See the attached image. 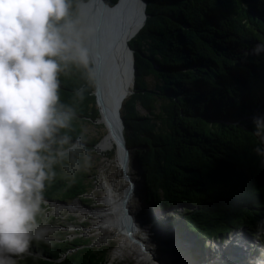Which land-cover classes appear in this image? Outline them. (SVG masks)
<instances>
[{
  "label": "trees",
  "instance_id": "16d2710c",
  "mask_svg": "<svg viewBox=\"0 0 264 264\" xmlns=\"http://www.w3.org/2000/svg\"><path fill=\"white\" fill-rule=\"evenodd\" d=\"M146 13L129 41L135 83L121 108L144 200L171 210L169 225L197 249L240 227L257 237L264 230V156L255 149L264 147V138L255 134L253 117L264 116V52L253 49L264 42V0H146ZM60 79L61 102L77 109L75 139L84 123L101 119L96 87L88 89L75 67ZM80 87L86 88L82 102L74 98ZM56 171L45 201L90 194L85 169L75 179L64 178L59 166ZM263 243L242 261L220 264H264ZM109 250L82 236L63 238L33 242L21 261L114 264Z\"/></svg>",
  "mask_w": 264,
  "mask_h": 264
},
{
  "label": "clouds",
  "instance_id": "9594fccd",
  "mask_svg": "<svg viewBox=\"0 0 264 264\" xmlns=\"http://www.w3.org/2000/svg\"><path fill=\"white\" fill-rule=\"evenodd\" d=\"M90 2L0 0V264L20 262L33 242L50 243L40 217L56 167L75 179L91 165L86 135L70 134L77 109L60 96L61 74L72 67L88 89L99 83ZM253 52H264V42ZM85 91L75 89V100L82 102ZM253 123L264 138V116ZM255 151L264 156V147Z\"/></svg>",
  "mask_w": 264,
  "mask_h": 264
},
{
  "label": "rangeland",
  "instance_id": "374dc122",
  "mask_svg": "<svg viewBox=\"0 0 264 264\" xmlns=\"http://www.w3.org/2000/svg\"><path fill=\"white\" fill-rule=\"evenodd\" d=\"M134 4L132 10L134 12L131 11L132 16H135L139 23L142 19V2L141 0H135ZM116 7L117 6L111 10L114 11ZM138 25L139 24H137L136 29ZM121 26L122 23H118L117 29H120ZM119 32L118 30V33ZM109 91L110 89L108 88L101 92V101L104 103L103 107L106 108L109 118L114 125L115 103ZM97 106L100 108L98 103ZM120 110L121 108H118V115ZM139 110L141 113H145L142 107H139ZM119 119L120 118H118V124L120 123ZM108 123L109 122L103 116V119L99 118L94 121L88 120L83 124V133L86 135L87 142L89 143L88 150L91 158V165L85 169L88 174V180L92 182L90 194L70 202L45 201L46 208L43 210V224L49 229V241H58L63 238L73 239L82 236L84 239H90L95 247L110 248V263L150 264L138 261V257L131 254L129 247L126 242H124L123 234L111 232L110 224L95 216L97 210L107 207L106 202H104L106 191L102 184L112 176L113 182H118L117 187L119 191L124 194V198L126 197L124 192L127 187L132 181L135 182L136 185L132 198L128 201L130 204V212L131 214L133 213L131 216L135 219L139 217L140 223H143V226H139L137 229L141 232V237L143 235L142 233H145L144 229L147 230L152 238L156 237V241L158 242L156 246H159L160 249L164 251L162 255L163 259H167L168 256L170 258L172 257L168 249L175 246L178 240H182L186 248L190 250V257H187L192 264H220L221 262L235 261L236 259L243 260L249 254H247V252L250 250H260L259 248L262 247V242H264V230H261L262 233L254 237L250 236L246 230H244V227H240L238 229L240 230L239 232L231 234L226 240H211L206 246L207 248H195L196 245L189 235L184 232L179 234V228L177 229L176 226L169 225V216L174 214L171 210L165 212L145 202L141 175L133 159L132 151H129V160L126 169L123 166L125 150L123 149L122 154L121 145L118 143L115 129L110 137ZM118 130L122 143L124 137L121 124H119ZM112 173L114 175H112ZM126 173H128V175ZM127 177L132 181L127 180ZM151 232L153 234H150ZM152 240H154V238ZM191 254L193 255L192 259ZM233 255L237 257H233ZM14 259L16 264L22 263V261L19 262L17 258ZM170 261H172V259Z\"/></svg>",
  "mask_w": 264,
  "mask_h": 264
},
{
  "label": "bare ground",
  "instance_id": "6f19581e",
  "mask_svg": "<svg viewBox=\"0 0 264 264\" xmlns=\"http://www.w3.org/2000/svg\"><path fill=\"white\" fill-rule=\"evenodd\" d=\"M134 2L135 0H121L116 5L117 7L114 9V11L111 9L115 6L112 8H103L102 3L98 0H91V2L86 6L89 11L94 12L98 28V37L96 35L98 41V44L96 46V53H98L100 65L101 92L104 89L109 88V92H111L110 95L112 96L113 102L115 103L114 125L112 124V122L108 123L110 137L113 133V130L115 129L117 140L119 143H121V139L118 127L121 122L118 124V108L123 105L124 100L128 97L129 92L133 89L132 87L135 83V72L132 68L134 57L127 46L131 38L136 35L135 33L137 29L140 27L138 29L140 30L143 27L145 21L143 13V3L141 6L142 19L140 20V22L138 23V19L135 16H132V12H134L132 10L135 5ZM120 22L122 23V26L120 29H117V24ZM137 24L139 25L136 29ZM118 30L120 31L119 33ZM120 148L123 154V147L121 146ZM112 175L114 174L112 173ZM102 185L106 191L104 202H106L107 207L102 208L101 210H97L95 216L100 220L109 223L111 232H119L123 234L124 242H126L127 246L129 247L131 254L138 257V261L147 262L150 264H192L188 259V257H190V250L186 248L182 240L176 241V245L168 249L172 257L170 258L168 256L167 259H163L162 255L164 251L163 249H160L159 246H156V244L158 245L156 237H153L155 241L152 240V236L148 234L146 229H144L145 233H142L143 235L141 237V232L136 230V226H143V223H140L139 217L138 219H136V221L134 217L132 218L131 215L133 213L131 214L130 212L129 202H127L126 205L123 204L125 198L124 194H122L117 187L118 182H113L111 176ZM130 227L133 236L137 239H140L145 244L147 251H145L139 243L134 242L131 237H129L128 230L130 229ZM151 230L155 232L153 229ZM150 234L153 233L151 232ZM154 256L156 258H154ZM151 257L153 259H151ZM192 257L193 255L191 254V259ZM233 257L237 256L233 255ZM154 259H157L158 262H155ZM171 259L172 261H170Z\"/></svg>",
  "mask_w": 264,
  "mask_h": 264
},
{
  "label": "water",
  "instance_id": "95a60500",
  "mask_svg": "<svg viewBox=\"0 0 264 264\" xmlns=\"http://www.w3.org/2000/svg\"><path fill=\"white\" fill-rule=\"evenodd\" d=\"M99 2H101L102 3V7L103 8H107V7H109V8H112V7H114V6H116L121 0H119L115 5H111V4H109L106 0H98ZM141 2L143 3V9H144V11H143V13H144V18H145V21H146V19H147V13H146V0H141ZM97 37H98V32H97ZM94 49H95V64H96V67H97V69H98V72H99V77H100V65H99V59H98V53H96V46H97V44H98V41H97V38H96V40H94ZM128 49H129V51H131L132 52V54H133V50H132V47H131V45H130V43L128 44ZM133 57H134V54H133ZM132 68H133V70H134V72H135V70H136V64H135V59L133 60V62H132ZM95 93H96V97H97V103L99 104V106H100V112H101V115L102 116H104L105 117V119L108 121V122H111V120H110V118H109V115H108V113L106 112V110H105V108L103 107V103H102V101H101V81H100V79H99V83H98V85L96 86V91H95ZM132 93V90L129 92V94H131ZM101 101V102H100ZM123 106V105H122ZM122 106L120 107V108H122ZM119 118H120V122H121V129H122V131H124V119H123V117H122V114H121V111H120V113H119ZM123 137H124V133H123ZM119 143V142H118ZM122 147H123V149L125 150V154H124V159H123V166H124V168H126L127 167V162H128V156H129V151H130V149H129V147L127 146V143H126V140H125V137H124V140H123V142L122 143H119ZM127 175H128V173H126ZM127 180H130V178L129 177H127ZM130 181H132V180H130ZM135 182L134 181H132L131 183H130V185L127 187V189H126V191H125V200H124V205H126V203L129 201V199H131L132 198V194H133V192H134V189H135ZM126 212H127V209H126ZM136 217V216H135ZM137 218V217H136ZM135 221H136V219H135ZM138 229V227L136 226V230ZM129 232H128V234H129V237H131V239L134 241V242H137V243H139L142 247H143V249L145 250V251H147V249H146V246H145V244L140 240V239H137V238H135L134 236H133V234L131 233L132 232V230H131V227H130V229L128 230ZM137 231H139V230H137ZM154 258H156L155 256H154ZM151 259H153L152 257H151ZM155 260V259H154ZM158 262V260L156 259L155 260V262Z\"/></svg>",
  "mask_w": 264,
  "mask_h": 264
}]
</instances>
